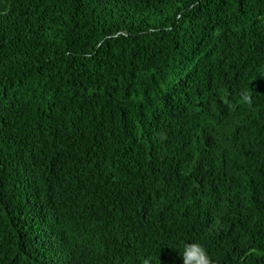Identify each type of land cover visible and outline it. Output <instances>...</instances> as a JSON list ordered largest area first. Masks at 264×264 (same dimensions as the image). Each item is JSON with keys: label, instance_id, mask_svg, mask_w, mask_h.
I'll return each instance as SVG.
<instances>
[{"label": "trees", "instance_id": "1", "mask_svg": "<svg viewBox=\"0 0 264 264\" xmlns=\"http://www.w3.org/2000/svg\"><path fill=\"white\" fill-rule=\"evenodd\" d=\"M186 242L264 264V0H0V264Z\"/></svg>", "mask_w": 264, "mask_h": 264}, {"label": "clouds", "instance_id": "2", "mask_svg": "<svg viewBox=\"0 0 264 264\" xmlns=\"http://www.w3.org/2000/svg\"><path fill=\"white\" fill-rule=\"evenodd\" d=\"M241 101L251 106L252 98L250 92L245 90L240 94ZM166 137H162L164 139ZM182 264H212L211 258L208 256L204 247L195 242H186L181 255ZM143 264H150V258L144 259Z\"/></svg>", "mask_w": 264, "mask_h": 264}]
</instances>
